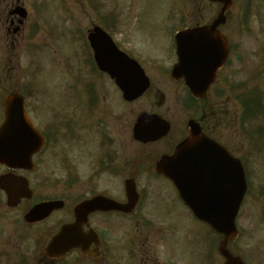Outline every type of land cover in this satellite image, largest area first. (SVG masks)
I'll return each instance as SVG.
<instances>
[{"label": "flooded vegetation", "instance_id": "1", "mask_svg": "<svg viewBox=\"0 0 264 264\" xmlns=\"http://www.w3.org/2000/svg\"><path fill=\"white\" fill-rule=\"evenodd\" d=\"M202 2L176 3L175 25L156 36L161 44L155 45L151 53L136 52V56L123 43L129 41L117 37L118 50L138 63L149 83L140 98L123 103V114L120 108H114V104L121 106L120 100L117 102L121 96H111L108 104L99 83L95 94L85 91L84 96H79L86 111L70 109L64 120L52 113L53 121L59 122H52L47 132L38 129L44 145L32 156L30 170H12L0 164V264H175L167 247L164 253L167 240L182 235L181 231L174 232L172 226L186 221L205 229L170 181L156 172L158 161L172 155L188 136L186 124L190 119L198 123L204 135L237 158L226 138L217 137L218 115L211 103L217 96L214 88L226 84L220 82L221 74L228 76L225 79L231 78L228 71L235 49V0L224 14V23L216 29L224 37L228 58L217 70L205 99L192 98L184 87L187 72L173 74L177 62L175 34L209 26L216 18L218 7L206 2L207 8L201 12ZM208 7L213 11L208 12ZM11 12V5L6 3L1 16L13 28L17 18ZM194 40L206 43L212 39ZM85 56L86 68L103 83L106 75L94 71L88 50ZM89 80L84 82L86 86ZM224 94L230 96L227 87ZM49 102L43 99V112L50 111ZM153 114L167 123V133L154 141L135 140L133 129L138 118L143 117L145 123ZM122 116L127 121H122ZM88 127L96 130V138L91 141L85 132ZM139 129L142 139L149 138L148 126L141 125ZM61 140H65L63 149L58 146ZM246 168L244 165L245 172ZM88 203L91 204L80 209L81 204ZM210 235V252L205 262L218 264L217 236Z\"/></svg>", "mask_w": 264, "mask_h": 264}, {"label": "rangeland", "instance_id": "2", "mask_svg": "<svg viewBox=\"0 0 264 264\" xmlns=\"http://www.w3.org/2000/svg\"><path fill=\"white\" fill-rule=\"evenodd\" d=\"M1 2L2 0H0V104L9 93L25 94L28 96L29 115L38 128L48 131L50 122H59L51 121V112L56 113L58 117L61 116V119H67L69 116L67 109L60 114L62 106L67 108L63 100L65 97L60 96H68L71 92L66 89V84L64 86L66 78L68 80L75 78L69 72L82 73L80 67L83 68L86 58L83 43L85 31L91 27L90 25L94 22L104 24L105 15L118 17L129 12L136 14L131 17L132 24L140 18L136 23L139 26L136 30L143 32L142 26L147 23L155 24L157 19L154 17L155 13H163L161 8L168 4L169 0H20L27 10L28 17L20 36L13 40V45L10 43L13 36L7 37L4 22L1 21L3 12ZM203 8H207L205 3L201 6V12H204ZM211 11L213 10L208 7V12ZM138 14L141 16L138 17ZM121 23L120 30L113 28L111 32L114 33V29L115 34L122 32L124 39L129 38H126V34L132 35L129 38V41L132 39L131 46L126 45L132 47L135 54L154 51L151 43L141 44L139 47V41L147 40L136 38L135 35H138L136 30L123 31L124 21ZM232 37L236 47L228 71L231 78L225 79L228 76L223 72L219 80L226 84L214 88L217 93L222 94L227 87L230 96L225 94L216 96L217 99L211 100V103L218 115L217 137L226 138L235 154L246 160L251 172L249 180L253 193L250 194L249 203L240 217L243 236L237 242L239 254L244 255L249 264H264V194L259 197L253 196L255 190L264 193V149H260L264 144L261 143L262 140L257 139L260 136L254 133L257 126L264 125V108L256 115L255 120L245 124L240 121L241 99L247 92L259 91L258 95L263 96L259 95L256 98L259 97L264 107V50L260 47L262 45L264 49V0H236ZM91 77L94 75L91 74ZM91 77L84 76V79L88 80ZM224 79L226 82H223ZM94 81L97 82L98 89L100 83L107 103H111V96H117L116 92L112 91L114 87L108 82H105L103 87L102 82ZM41 96L50 101L48 103L50 113L42 111L44 103ZM117 102L119 103L118 100ZM116 105L114 104V108H120L123 114L122 106ZM109 108L111 110L112 106ZM1 119L0 109V121ZM121 120L127 121L125 116H122ZM93 130L95 129L85 128L90 141L96 138ZM260 133L264 134V131ZM64 141L58 143L60 149H63ZM199 228L186 221L172 226L174 232L181 231L182 235L177 238L174 235L168 239L164 245V253L167 247L175 264H207L203 259L204 248L201 246L205 245V242L200 236H204L206 230Z\"/></svg>", "mask_w": 264, "mask_h": 264}, {"label": "water", "instance_id": "3", "mask_svg": "<svg viewBox=\"0 0 264 264\" xmlns=\"http://www.w3.org/2000/svg\"><path fill=\"white\" fill-rule=\"evenodd\" d=\"M210 1L221 2L224 6H227V4L230 3L229 0ZM91 44L93 47L96 46L93 41ZM94 51L96 53V60L99 63L98 54L102 55L103 52L98 51V49L95 48ZM112 77L116 78V83L122 90L125 98L136 96L131 86L127 83H123L119 74L115 75L112 73ZM188 87L190 92L194 95L197 91L196 85L188 84ZM139 93L140 92H138L137 95H139ZM5 108L6 122L0 129V161H4L5 158L3 157L5 156L22 157V154L30 147L29 138L30 140L38 139L25 115L22 100L18 97V95H11L5 103ZM198 131L199 129L197 130L193 127L191 128V136L187 140V143L178 149L173 158L164 162V172L169 170L171 167L174 169L177 167L181 155L185 152L184 149L192 145L195 141L202 142L201 147H205L204 153L207 160L204 164L205 169L199 172V177L191 179L195 187L194 196L184 190L182 185L181 188L179 187V183L183 180L178 177V172L176 170L173 171L172 181L180 190L182 197H184L183 199L186 200L187 205L192 209L196 217L209 224L212 229L225 237L224 244L220 248L221 254L226 258L225 264H242L239 259L231 257L224 250L227 241L235 236L234 219L245 187L243 179L240 175L239 165L235 161L231 160L220 147L208 141L203 136H198ZM22 138L24 141L21 140ZM200 162L202 164L204 161L201 159ZM196 163L194 162V167L195 165H198ZM212 180H216L221 185L224 192H227L226 200H219V198L222 197L220 193L223 191H220V193L216 195L213 189L215 188V183H211ZM218 190H220V188H218ZM215 197H217V200L214 201Z\"/></svg>", "mask_w": 264, "mask_h": 264}]
</instances>
